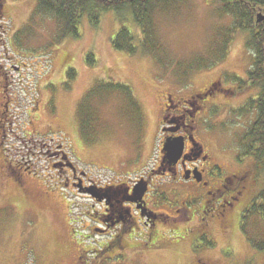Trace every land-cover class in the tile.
Instances as JSON below:
<instances>
[{"label": "rangeland", "instance_id": "1", "mask_svg": "<svg viewBox=\"0 0 264 264\" xmlns=\"http://www.w3.org/2000/svg\"><path fill=\"white\" fill-rule=\"evenodd\" d=\"M170 5L157 7L150 20L160 44L176 61L187 64L204 57L211 65L195 66L188 81L176 80L179 74L168 59L169 67L163 68L143 52L131 56L113 48L121 26L137 38L143 36L129 13H123L124 21L115 12L105 13L96 27L84 19L79 38H64L63 27L37 11L36 0L9 1L11 56L13 67L21 71L12 68V93L19 94L10 103L12 126L6 143L0 145V256L5 260L0 264H113L109 256L122 243L107 245L119 230L112 229L111 237L96 235L95 228H106L99 221L102 207L82 186L98 188L96 193L101 195V187L135 182L156 168L163 146L159 125L167 92L182 86L189 92L200 91L222 78L225 86L233 87L239 78L245 80L240 93L226 98L225 104L237 105L258 96L257 87L247 86L254 54L247 47L249 34L241 30L231 34L228 29L234 19L219 13L222 6L207 0H176ZM224 37L230 39L228 50L222 46ZM225 52L227 58L219 62ZM89 54L94 56L93 66L87 63ZM161 79H167L165 84L155 85ZM191 82L194 89L188 90ZM123 86L130 89L135 106ZM221 103L206 121L203 143L228 171L254 168L257 184L250 199L254 198L252 205L259 204L264 163L257 165L243 156L241 147L255 114H226L227 107ZM59 146L85 174L80 176L83 185L74 186L55 167L53 150ZM5 161L9 169L3 175ZM170 192L168 184L161 186L157 204L151 202L150 207L178 219L155 218L154 228L142 225L130 241L131 249L153 254L147 264H194V246L199 251L264 258L251 243L264 240V218L253 212L248 219L236 214L225 231L219 219L205 212L202 217H210V228H195L197 220L186 221L189 212L178 214L168 208L176 200Z\"/></svg>", "mask_w": 264, "mask_h": 264}, {"label": "flooded vegetation", "instance_id": "2", "mask_svg": "<svg viewBox=\"0 0 264 264\" xmlns=\"http://www.w3.org/2000/svg\"><path fill=\"white\" fill-rule=\"evenodd\" d=\"M9 1L11 0H0V145L6 143L7 129L11 130L12 126L9 122L10 103L12 98L19 94L12 93L14 76L12 68L16 72L21 71L16 65L13 67L11 56L13 45L8 14ZM166 80H156L155 85H164ZM231 81H233L232 78H230ZM233 82L236 85L230 87L224 85L223 78L218 79L200 91H196L191 82L192 85H187V87L188 90L194 89L193 91L189 92L182 86L179 91L167 92L163 96V112L159 125L160 136L163 145L169 139L182 141L183 152L180 159L175 162L170 160L163 152L162 146L156 168L150 170L145 176L132 183H120L100 188L102 189V194L99 195L102 198L100 201L102 211L99 213V221L106 228H95L94 232L101 237H111L112 229L119 230L113 234L112 240L109 238L107 245L111 247L116 246L118 242L122 243V246L118 247L119 251L116 250V253L113 251L109 256L113 264L149 263L153 254L147 251L145 255L134 248L131 249L130 241L135 240L133 236L138 233L139 229L142 230V225L144 229L154 228L153 219L155 218L178 219L166 212L153 211L150 207L151 202L152 206L157 204L155 199L161 195V186L165 184L171 188L169 194L176 198L168 208L178 214L181 210H184L186 214L189 212L190 216H186V221L192 224L197 220L195 228H210L212 223L210 217H202L205 212L211 213V218L214 220L219 219L225 231L230 229L236 214L244 219L246 214L251 212L254 198H250L253 194V187L257 184L254 168H244L237 172L228 171L219 158L207 151L203 143L204 135L207 133L206 121L212 115L213 108L220 110V101L223 106L227 107L226 114L241 115L240 111L246 106V101L237 105H231L230 102L225 104L226 98L240 93L241 83H245V80L238 78ZM38 145L35 142L36 148L33 147L37 149ZM53 151V158L56 160L55 167L60 173L67 174L68 180L70 177L74 186L77 182L83 185L80 176H85V174L78 171L69 161L63 147L59 146ZM243 160L241 159V162ZM8 169L5 161L1 167V173L6 174ZM22 175L20 173V176ZM162 182L164 183L160 185ZM141 183L147 185L148 188L143 196L138 195V185ZM21 184L23 186V178ZM82 187L92 197L91 187ZM239 205L242 206L240 212L238 211ZM193 260L194 264H264L263 257L258 258L253 254L238 256L231 251L220 254L212 249L199 251L195 246L193 247ZM0 261L5 260L0 256Z\"/></svg>", "mask_w": 264, "mask_h": 264}, {"label": "trees", "instance_id": "3", "mask_svg": "<svg viewBox=\"0 0 264 264\" xmlns=\"http://www.w3.org/2000/svg\"><path fill=\"white\" fill-rule=\"evenodd\" d=\"M37 11L44 15L51 16L63 27V37H80V25L84 19L89 24L98 26L105 13L115 12L124 21L125 13L133 16L134 22L140 28L142 37L137 38L127 27L120 28L117 36L113 40V48L120 52L134 56L141 52L153 58L157 65L166 68L169 63L177 70L179 74L176 80L188 81L189 73L192 74L197 69L209 68L207 58H201L191 63H181L174 60V56H169V50L162 46L156 38L154 26L150 22L155 15L156 9L162 6L163 9L169 8L170 3L176 0H36ZM210 4L219 3L222 7L219 13L223 16L233 18L234 24L228 30L231 34L236 31L247 32V47L253 54L252 68L248 72L249 87H257L259 94L256 98L250 99L246 106L240 111L241 115L255 114L254 121L251 123L249 130L246 132L241 142L243 156L251 157L258 164L264 163V0H207ZM124 13V14H123ZM123 14V15H122ZM262 21H259V17ZM222 46L225 50L229 49L230 39L224 37ZM62 40V38H60ZM138 42V43H137ZM225 52L221 55V61H224L228 54ZM87 63L91 66L95 64L92 54L87 57ZM195 66H198L196 69ZM69 77H73L70 76ZM181 82V81H180ZM245 85V84H244ZM131 101V91L123 86ZM246 87H244L245 89ZM136 105V102H133ZM140 112V109H138ZM242 151V152H243ZM258 195L260 203L256 201L253 204L251 212H248L244 219H248L253 213L264 218V189ZM257 197L256 200L259 198ZM253 212V213H252ZM251 214V215H250ZM244 230V228H243ZM253 248L264 253V240L260 242L251 241Z\"/></svg>", "mask_w": 264, "mask_h": 264}, {"label": "water", "instance_id": "4", "mask_svg": "<svg viewBox=\"0 0 264 264\" xmlns=\"http://www.w3.org/2000/svg\"><path fill=\"white\" fill-rule=\"evenodd\" d=\"M259 21H262L261 16L259 17ZM182 152H183V145L180 139H175L174 141L169 139L164 144V153L170 160L174 162L180 159ZM147 190H148L147 185H144L142 183L138 185V195L143 196L147 192ZM91 194L92 196H94V198L99 197V195L93 190H91Z\"/></svg>", "mask_w": 264, "mask_h": 264}]
</instances>
